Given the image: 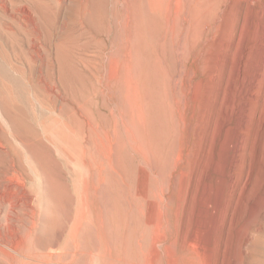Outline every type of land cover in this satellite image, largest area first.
Returning <instances> with one entry per match:
<instances>
[{"label": "rangeland", "instance_id": "1", "mask_svg": "<svg viewBox=\"0 0 264 264\" xmlns=\"http://www.w3.org/2000/svg\"><path fill=\"white\" fill-rule=\"evenodd\" d=\"M23 1L0 0V173L23 175L0 209L14 232L0 264H137L142 229L181 245L203 201L216 222L201 264H264V0H36V78L31 32L13 20ZM26 233L40 249L24 250Z\"/></svg>", "mask_w": 264, "mask_h": 264}, {"label": "bare ground", "instance_id": "2", "mask_svg": "<svg viewBox=\"0 0 264 264\" xmlns=\"http://www.w3.org/2000/svg\"><path fill=\"white\" fill-rule=\"evenodd\" d=\"M38 2H39V0H37ZM42 1V0H41ZM6 2H7V0H6ZM50 2H51V0H50ZM22 3H24V1L23 2H21L20 3V6H19V8H18V13H16V14H14L15 15V17L16 18H14V16H13V20L15 19V20H17V22H18V25L19 26H21V27H26V28H28L29 30H30V32H31V36H30V39H31V45L29 46V47H31V49L30 50H32L30 53H31V55H32V61H33V76L35 75V77L34 78H36V75H37V73H39L38 71H40V67H39V62H40V54H39V47H40V42H41V27H40V17H42V8L40 9V6L43 4V2H41L42 4L40 5L39 3H37L36 2V0H32L30 3H28V1H27V3L26 4H22ZM145 3H147V5H148V8H149V11H151V7H150V3H151V1L150 0H145ZM3 4H4V1H3ZM10 4L11 3H5L4 4V6H2V7H4L5 8V11L7 12V13H9V14H13L14 12H16V10H14L13 11V9L10 7ZM16 4V3H15ZM12 5V4H11ZM18 5V4H17ZM2 7H1V9H2ZM44 8V7H43ZM14 9H16V8H14ZM147 11H148V9H146ZM40 11H41V13H40ZM144 11V10H143ZM2 13V12H1ZM150 13L151 12H149V16H150ZM40 14H41V16H40ZM152 14V13H151ZM4 15V14H3ZM6 15H8V14H6ZM11 16V15H10ZM10 16H8L9 18H11ZM133 16V15H132ZM7 17V16H6ZM8 17H7V19H8ZM29 19H28V18ZM137 17H139V16H137ZM128 20V19H127ZM12 21V20H11ZM30 21V23L28 24V22ZM130 21V20H129ZM133 21V20H132ZM13 22V21H12ZM16 22V23H17ZM9 23V22H8ZM42 23V22H41ZM151 23V22H150ZM134 24V23H133ZM138 24V23H137ZM7 25V24H6ZM13 25H14V23H13ZM13 25H11L12 27H13ZM43 25V24H42ZM131 26V25H130ZM15 29H17L16 27H14ZM13 28V29H14ZM25 28V29H26ZM5 29H6V27H5ZM21 29V28H20ZM24 29V28H23ZM44 29V28H43ZM29 30H26V31H23L24 33V36H25V32H27V31H29ZM138 30V29H137ZM21 32V31H20ZM20 32H18V33H20ZM22 34V35H23ZM27 34H28V32H27ZM29 35V34H28ZM132 35V34H131ZM43 37V36H42ZM117 37H118V35H117ZM24 38V37H23ZM43 40V39H42ZM20 41H22V40H20ZM24 41V40H23ZM2 44V43H1ZM23 44V43H22ZM24 45V44H23ZM1 46V45H0ZM2 46H4V45H2ZM25 46V45H24ZM23 47V46H22ZM121 47V46H120ZM4 48V47H3ZM6 48V47H5ZM22 49V48H21ZM24 49V48H23ZM28 49V50H29ZM121 49V48H120ZM123 49V48H122ZM7 50V48L5 49V51ZM44 50V49H43ZM24 51H26V50H24ZM4 53V51H1V53ZM8 52V51H7ZM124 52V51H123ZM25 54V53H24ZM10 55V54H9ZM28 55V54H27ZM21 57V56H20ZM45 57V56H44ZM44 57L42 58V59H44ZM7 59V58H6ZM5 60V59H4ZM12 60V59H11ZM22 60V59H21ZM1 62V61H0ZM4 62H6V60L4 61ZM21 62V61H20ZM44 62V61H43ZM12 64V63H11ZM22 64V63H21ZM20 64V65H21ZM26 64V63H25ZM41 64V63H40ZM44 64V63H43ZM43 64H42V66H43ZM49 64V63H48ZM8 65V64H7ZM18 66V65H17ZM55 66V65H54ZM14 67V66H13ZM53 67V66H52ZM25 68V67H24ZM42 70V69H41ZM4 72V71H3ZM24 72V71H23ZM26 72V71H25ZM24 72V73H25ZM41 72V71H40ZM239 72V71H238ZM6 73V72H5ZM27 74V73H26ZM40 74V73H39ZM55 74V73H54ZM137 74V73H136ZM7 75V74H6ZM5 76V75H4ZM27 76V75H26ZM32 76V75H31ZM38 76H40V75H38ZM41 76H42V74H41ZM31 78V77H30ZM33 78V77H32ZM34 78H33V80H34ZM37 78H39V77H37ZM52 78V77H51ZM127 79H130V77H129V73H128V75H127ZM32 80V81H33ZM43 80H44V78H43ZM51 80V79H50ZM35 81V80H34ZM56 81V80H55ZM4 82V81H3ZM46 82V81H45ZM41 83V82H40ZM49 83H51V82H49ZM59 83V82H58ZM57 83V84H58ZM62 82H60V84H61ZM33 84V83H32ZM31 84V85H32ZM37 84V83H36ZM53 84V83H52ZM56 84V83H55ZM9 85H10V83H9ZM64 85V84H63ZM2 86V85H1ZM53 86V85H52ZM46 87V86H45ZM120 87V86H119ZM36 88V87H35ZM38 88V87H37ZM40 88V87H39ZM63 88V87H62ZM1 89V88H0ZM43 89V88H42ZM48 89V88H47ZM54 89V88H53ZM64 89V88H63ZM8 90V89H7ZM11 91V90H10ZM52 91H54V90H52ZM123 91V90H122ZM46 92H48V91H46ZM50 92H51V90H50ZM248 92V91H247ZM8 93V92H7ZM123 94V93H122ZM11 95V94H10ZM49 95V94H48ZM53 97V96H52ZM54 98V97H53ZM125 99H123V101H124ZM123 101H122V103H123ZM127 102V101H126ZM128 109V108H127ZM126 113V112H125ZM241 121V120H240ZM124 123V122H123ZM130 123H131V121H130ZM123 126H124V124H123ZM147 126V125H146ZM125 127V126H124ZM225 128V127H224ZM224 130V129H223ZM148 131V130H147ZM144 132H145V130H144ZM226 132H229V129L228 128H226ZM77 134V133H76ZM146 135V134H145ZM86 137V136H85ZM7 138V137H6ZM147 138V137H146ZM88 139V138H87ZM88 140H90V139H88ZM82 141V140H81ZM85 141H86V139H85ZM174 141V140H173ZM2 142V141H1ZM3 144V143H2ZM10 144V143H9ZM91 144V143H90ZM173 145V144H172ZM2 146V145H1ZM10 146V145H9ZM8 146V147H9ZM86 146L88 147V145H87V143H86ZM149 146V145H148ZM145 147V146H144ZM5 149V148H4ZM99 150V149H98ZM103 151V150H102ZM93 152V151H92ZM100 152V151H99ZM174 152V151H173ZM1 153V152H0ZM5 153V152H4ZM98 153V152H97ZM152 154V153H151ZM174 153H172V155H173ZM4 155V154H3ZM171 155V156H172ZM177 155V154H176ZM95 156V155H94ZM158 157V156H157ZM174 157V156H173ZM238 157V156H237ZM8 158V157H7ZM99 158H101V157H99ZM145 158V157H144ZM148 158V157H147ZM150 158V157H149ZM4 159V158H3ZM151 159V158H150ZM166 159V158H165ZM168 159V158H167ZM175 158H173V160H174ZM237 159V158H236ZM157 160V159H156ZM4 161V160H3ZM13 161V160H12ZM98 161V160H97ZM100 161H101V159H100ZM99 161V162H100ZM103 162V161H102ZM106 162V161H105ZM177 162V161H176ZM178 163V162H177ZM176 163V164H177ZM8 164V163H7ZM90 164V163H89ZM97 164V163H96ZM101 164V163H100ZM146 164V163H145ZM152 164V163H151ZM158 164V163H157ZM174 164V163H173ZM11 165V164H10ZM95 165V164H94ZM94 165H92V166H94ZM144 165V164H143ZM142 165V166H143ZM147 165H148V162H147ZM14 166V165H13ZM150 166V165H149ZM159 166V165H158ZM161 166V165H160ZM10 167V166H9ZM116 167V166H115ZM163 167V166H162ZM181 167H182V165H181ZM15 168V167H14ZM89 168V167H88ZM93 168V167H92ZM117 168V167H116ZM115 168V169H116ZM232 168V167H231ZM9 169L10 168H8V167H4L3 168V170L1 171V173H0V178H1V185H0V209H2L3 211H5V207L7 206V204H9V203H12V200H10V189H11V187L12 186H14V192H18L15 188H18V186H21V184L20 185H18L17 183L18 182H20L19 181V179H18V177L17 176H14L13 178L10 176V174H8V171H9ZM16 169V168H15ZM90 169V168H89ZM103 169V168H102ZM113 169H114V167H113ZM149 169V168H148ZM152 169V168H151ZM161 169V168H160ZM163 169V168H162ZM174 169V168H173ZM1 170V169H0ZM95 171V170H94ZM151 171V170H150ZM164 171V170H163ZM179 171V170H178ZM178 171H176L177 173H178ZM13 172V171H12ZM117 172H118V170H117ZM180 172V171H179ZM16 173V172H15ZM23 173H25V171L23 172ZM98 173V172H97ZM164 173V172H163ZM108 174V173H107ZM106 174V175H107ZM19 175V174H18ZM94 175L96 176V174L94 173ZM136 175V174H135ZM161 175V174H160ZM23 176V175H22ZM21 176V177H22ZM101 176H102V174H101ZM101 176L99 177L100 179H101ZM152 176V175H151ZM21 177H19V178H21ZM30 177V176H29ZM131 177V176H130ZM153 177H155V175H153ZM157 177V176H156ZM21 179H23V178H21ZM20 179V180H21ZM96 179V178H95ZM103 179H105V178H103ZM102 179V180H103ZM113 179H115L114 177H113ZM130 179V178H129ZM128 179V180H129ZM157 179H159V178H157ZM161 179V178H160ZM232 179V178H231ZM11 180H15L16 181V183H14V182H10ZM123 180V179H122ZM151 181V180H150ZM152 181H154V180H152ZM151 181V182H152ZM174 181H175V178H174ZM96 182V181H95ZM100 182H101V180H100ZM118 182V181H117ZM131 182V181H130ZM150 182V183H151ZM157 182V181H156ZM160 182V181H159ZM154 183V182H153ZM30 184V183H29ZM102 184V183H101ZM104 184V183H103ZM107 184V183H106ZM127 184V183H126ZM158 183H156V185H157ZM18 185V186H17ZM154 185H155V183H154ZM153 185V186H154ZM155 185V186H156ZM163 185H165V184H163ZM167 185V184H166ZM17 186V187H16ZM96 186V185H95ZM103 186V185H102ZM123 186V185H122ZM132 186V185H131ZM151 186V185H150ZM125 187V186H124ZM130 187V186H129ZM136 187V186H135ZM158 187H159V185H158ZM163 187H165V186H163ZM162 187V188H163ZM167 187V186H166ZM19 188H21V187H19ZM29 188V187H28ZM89 188V187H88ZM99 188V187H98ZM102 188V187H101ZM161 188V187H160ZM160 188L158 189V190H160ZM168 188V187H167ZM166 188V189H167ZM94 189V188H93ZM112 189V188H111ZM206 189H208V188H206ZM32 190V189H31ZM102 190H103V188H102ZM150 190V189H149ZM151 190H154L153 188H151ZM150 190V191H151ZM156 190V189H155ZM11 191H12V189H11ZM126 191V190H125ZM128 191H129V189H128ZM22 192V191H21ZM91 192V191H90ZM95 192V191H94ZM100 192H101V190H100ZM103 192H104V190H103ZM111 192V191H110ZM130 192V191H129ZM157 193H158V191H156ZM160 192H161V190H160ZM16 193H13V194H16ZM27 193V192H26ZM89 193V192H88ZM113 193V192H112ZM117 193H119V192H117ZM153 192H151V196L153 195L152 194ZM164 193V192H163ZM163 193H160V196L163 194ZM31 194H33V193H31ZM97 194V193H96ZM95 194V195H96ZM131 194V193H130ZM141 194V193H140ZM19 195H22V197H24L23 196V193L22 194H19ZM103 195V194H102ZM114 195V194H113ZM125 195V194H124ZM148 195H149V193H148ZM157 195V194H156ZM172 195V194H171ZM215 195V194H214ZM13 196H15V195H13ZM17 196H18V193H17ZM30 196V195H29ZM94 196V195H93ZM105 196V195H104ZM107 196H109V195H107ZM117 196V195H116ZM89 197V196H88ZM96 197V196H95ZM101 197V196H100ZM120 197V196H119ZM126 197V196H125ZM139 197V196H138ZM18 198H20V197H17V199ZM27 199H28V197H26ZM105 198V197H104ZM108 198V197H107ZM114 197L112 196V199H113ZM133 198V197H132ZM152 198H153V196H152ZM156 198V200H159V199H157V196L155 197ZM154 198V199H155ZM162 198V197H161ZM164 198V197H163ZM162 198V199H163ZM215 198V197H214ZM12 199H14L13 197H12ZM16 199V200H17ZM22 199V198H21ZM20 199V200H21ZM89 199V198H88ZM91 199V198H90ZM111 199V200H112ZM130 199V198H129ZM153 199V200H154ZM172 199V198H171ZM170 199V200H171ZM32 200V199H31ZM121 200V199H120ZM123 200V199H122ZM128 200V199H127ZM138 200V199H137ZM148 200V199H147ZM146 200V201H147ZM150 200V199H149ZM103 201H105V199H103ZM163 201H165L164 199L161 201V203L163 202ZM215 201V200H214ZM219 201V200H218ZM18 202H20V201H17V204H18ZM91 202V201H90ZM107 202V201H106ZM112 202V201H111ZM122 202V201H121ZM129 202V201H128ZM137 202V201H136ZM174 202V201H173ZM13 203H14V201H13ZM12 203V204H13ZM23 203V202H22ZM102 203V202H101ZM141 203V202H140ZM160 203V204H161ZM165 203V202H164ZM172 203V202H171ZM199 203V202H198ZM197 203V204H198ZM215 202H212V201H209V204L211 205V204H214ZM219 203V202H218ZM17 204H16V207H18L17 206ZM109 204V203H108ZM125 204V203H124ZM14 205V204H13ZM13 205H11L12 207H13ZM23 205V204H22ZM21 205V203H20V206H22ZM99 205H100V203H99ZM165 205V204H164ZM169 205V204H168ZM160 207H158V211H159V213L161 214V213H164L163 212V210L162 209H164V208H162V206H163V203H162V206L161 205H159ZM167 206V205H166ZM264 206V205H263ZM8 207V206H7ZM101 207V206H100ZM126 207V206H125ZM129 207V206H128ZM130 207H131V205H130ZM130 207H129V209H130ZM136 207H137V205H136ZM135 207V208H136ZM146 207V206H145ZM208 207H209V205H208V202L207 201H203V203H202V206H201V212H200V215L202 214V217H197L195 220H194V223L192 224L193 226H192V229H191V238H190V240L189 241H186L187 240V238H185V242H183V239H180V240H182V244L181 245H178V244H176L175 242H172L171 244V246H169V247H164L163 248V246H161V244H162V237L160 238V235H157V234H155L153 231L152 232H148V231H150V230H147V229H142V227H141V229H142V231H140V229H139V231H140V233H138L139 235H140V241H142L143 243H144V246H146V249L144 250L143 248H142V251L141 250H139L140 252H143L142 254V258H140L139 259V262L137 263V264H160L161 262L164 264H201V256H200V251H199V247H200V245L198 244V243H200L201 242V238L202 237H204V236H209V234H212L211 233V231H212V229H213V225L215 224V222H216V217H215V215L213 214V216H212V218L209 216V213H208ZM135 208H134V210H135ZM169 208V207H168ZM173 208V207H172ZM216 209V207L214 206L213 207V209ZM16 209V208H15ZM19 209V208H18ZM21 209V208H20ZM20 209H19V211H20ZM101 209V208H100ZM105 209V208H104ZM128 209V210H129ZM137 209V208H136ZM170 209V208H169ZM195 209H196V207H195ZM195 209H193V210H195ZM222 209V208H221ZM7 210H8V208H7ZM6 210V211H7ZM10 210V209H9ZM13 210V209H12ZM12 210H10L11 212H12ZM84 210V209H83ZM85 210H88L87 208H85ZM97 210V209H96ZM117 210V209H116ZM165 210L167 211V209L165 208ZM197 210V209H196ZM257 210V209H256ZM259 210H262V208L261 209H259ZM3 211H1V215H2V212ZM19 211L17 212V213H19ZM21 211H22V209H21ZM90 211V210H89ZM106 211H107V209H106ZM106 211H105V213H106ZM127 211V210H126ZM133 211V210H132ZM146 211H147V209H146ZM145 211V212H146ZM170 211V210H169ZM169 211H167L168 213H169ZM11 212H9V213H11ZM14 213H15V211H13ZM24 212V211H23ZM88 212V211H87ZM129 212H131V210L129 211ZM197 212V211H196ZM257 212V211H256ZM259 213H261L260 211H258ZM4 213V212H3ZM6 213V212H5ZM13 213V214H14ZM16 213V214H17ZM92 213V212H91ZM97 213V212H96ZM108 213V212H107ZM115 213V212H114ZM143 213H144V210H143ZM258 213V214H259ZM7 214V213H6ZM12 214V213H11ZM15 214V215H16ZM88 214V213H87ZM104 214V213H103ZM142 214V213H141ZM146 214V213H145ZM172 213L170 212V215H171ZM255 214V213H254ZM0 215V216H1ZM89 216H90V214H88ZM88 215H87V218H88ZM92 215V214H91ZM98 215V214H97ZM102 215V214H101ZM109 215V214H108ZM125 215V214H124ZM143 215V214H142ZM199 215V216H200ZM216 215H217V213H216ZM257 215V214H256ZM4 216V215H3ZM11 216V215H10ZM9 216V217H10ZM73 216V215H72ZM106 216V215H105ZM105 216H102V217H105ZM114 216V215H113ZM134 216V215H133ZM139 216H141V215H139ZM160 215L158 214V217H159ZM162 217H159V220L157 221L156 220V225H157V227L158 226H160V225H158L157 223H163L164 222V219H163V221L161 220L160 221V219L161 218H164V217H167L168 218V216H164L163 217V215H161ZM192 216H194V214L192 215ZM209 216V217H208ZM221 216V215H220ZM227 216V215H226ZM2 217V216H1ZM7 216H5V217H3V218H6ZM14 217V216H13ZM16 217V216H15ZM86 217V216H85ZM145 217H146V215H145ZM157 217V218H158ZM173 217V216H172ZM195 217V216H194ZM223 217H224V215H223ZM2 218V220L3 221H0V223H1V226H0V253L3 255V256H8V254L6 253L7 251V249H6V247L7 246H9V243L11 242L12 243V240L10 241V238H11V236H10V238H8V235H9V233L10 232H13V231H10L9 232V229H8V227H7V223H6V221L4 222V219ZM11 218V217H10ZM100 218V217H99ZM185 218V217H184ZM219 218V217H218ZM221 218H222V216H221ZM12 219V218H11ZM71 219V218H70ZM109 219V218H108ZM132 219V218H131ZM175 219V218H174ZM174 219H170V220H173V222H174ZM194 219V218H193ZM211 219V220H210ZM5 220H8V218L7 219H5ZM72 220V219H71ZM85 220V219H84ZM88 220H89V218H88ZM88 220H86L87 222H88ZM91 220V219H90ZM98 220H100V219H98ZM107 219H106V217H105V221H106ZM113 220V219H112ZM115 220V219H114ZM125 220V219H124ZM127 220V219H126ZM135 220H137V219H135ZM140 220V219H139ZM142 221H143V219H141ZM167 220V219H166ZM168 220H169V218H168ZM167 220V221H168ZM11 221V220H10ZM21 221V220H20ZM41 221V220H40ZM147 221V220H146ZM4 222V223H3ZM127 221H125V223H126ZM136 222V221H135ZM148 222V221H147ZM146 222V223H147ZM169 222V221H168ZM167 222V223H168ZM25 223V222H24ZM89 223V222H88ZM100 223V222H99ZM102 223V222H101ZM114 223V222H113ZM129 223V222H128ZM131 223H132V220H131ZM143 223H144V221H143ZM165 223V222H164ZM170 223V222H169ZM5 224V225H4ZM19 224V223H18ZM38 224H40V223H38ZM66 224V223H65ZM86 224V223H85ZM103 224H105V222H103ZM107 224V223H106ZM111 223H109V225H110ZM150 224H153V223H150ZM250 224H251V222H250ZM24 225V224H23ZM36 225V224H35ZM95 225H97V224H95ZM132 225V227H133V224H131ZM136 225V224H135ZM141 226H142V224H140ZM147 225V227L149 226L150 227V225L149 224H146ZM168 225V224H167ZM248 225V224H247ZM9 226V225H8ZM15 226V225H14ZM84 226V225H83ZM83 226H82V228H83ZM86 226V225H85ZM144 226V225H143ZM165 226V225H164ZM169 226V225H168ZM167 226V227H168ZM189 226V225H188ZM246 226V225H245ZM23 227V226H22ZM27 227V226H26ZM40 227V226H39ZM68 227V226H67ZM106 227V226H105ZM115 227V226H114ZM118 227V226H117ZM145 227V226H144ZM152 227H154V229H155V224H153L152 225ZM167 227L165 228V230L167 229ZM170 227V226H169ZM168 227V228H169ZM181 227V226H180ZM17 228V227H16ZM36 228V227H35ZM102 228V226L100 227V228H98V229H101ZM103 228H104V226H103ZM119 228V227H118ZM125 228H127V227H125ZM11 229H12V227H11ZM38 229V228H37ZM81 229V228H80ZM120 229V228H119ZM149 229V228H148ZM157 229V228H156ZM155 229V230H156ZM161 229V228H160ZM171 229H172V227H171ZM183 229V228H182ZM188 229V228H187ZM245 229H247V228H245ZM17 230V229H16ZM16 230H14V231H16ZM19 230V229H18ZM23 230V229H22ZM41 230V229H40ZM66 230V229H65ZM83 230H84V228H83ZM82 230V231H83ZM85 230H87L88 231V229H85ZM104 230V229H103ZM106 230V229H105ZM115 230V229H114ZM122 230V229H121ZM133 230V229H132ZM154 230V231H155ZM82 231H80V232H82ZM108 231V230H107ZM110 231H111V229H110ZM119 231V230H118ZM129 231V230H128ZM171 231V230H170ZM243 231H244V229H243ZM63 232V231H62ZM78 232V231H77ZM77 232H76V234L75 235H78L77 234ZM94 232V231H93ZM100 231H98V233H99ZM122 232V231H121ZM130 232V231H129ZM164 232V231H163ZM14 233V232H13ZM17 233V232H16ZM16 233H15V235H16ZM18 233H20V232H18ZM17 233V234H18ZM83 233H85L86 234V232H84L83 231ZM83 233H81V235L83 234ZM91 233V232H90ZM101 233H103V232H101ZM113 233V232H112ZM118 233V232H117ZM132 233V232H131ZM136 233H137V231H136ZM135 233V234H136ZM21 234V233H20ZM34 234H35V232H34ZM34 234L33 233H26V237H25V246L24 247H26V249H24V250H27V249H31V248H36V250H37V248H39L40 249V247H41V243L39 242V241H36V238L34 237ZM60 234H62V233H60ZM85 234H83V235H85ZM187 234V233H186ZM189 234V233H188ZM88 234H86V237L88 238V236H87ZM90 235V234H89ZM111 235V234H110ZM121 235V234H120ZM127 235H128V233H127ZM138 235V236H139ZM115 236H117V234H115ZM137 236V237H138ZM13 237H14V235H13ZM12 237V238H13ZM19 237V236H18ZM56 237V236H55ZM81 237H84V236H81ZM80 237V238H81ZM86 237H84V239L83 240H85L86 239ZM100 236L98 235V238H99ZM135 237V236H134ZM136 237V238H137ZM183 237H184V235H183ZM20 238V237H19ZM18 238V239H19ZM74 238V237H73ZM79 238V237H78ZM101 238V237H100ZM112 238V237H111ZM110 238V239H111ZM114 238V237H113ZM117 238V237H116ZM123 238V237H122ZM121 238V239H122ZM179 238V237H178ZM51 239H52V237H51ZM55 239V238H54ZM82 239V238H81ZM89 239V238H88ZM91 239V238H90ZM133 239V238H132ZM210 240H208V241H211V237L209 238ZM165 240V239H164ZM168 240V239H167ZM167 240H166V242H167ZM15 241V240H14ZM22 241V240H21ZM49 241V240H48ZM73 241V240H72ZM89 241V240H88ZM87 241V244L89 243ZM96 241V240H95ZM95 241H93L94 243H93V245L95 244ZM99 241V240H98ZM105 241V240H104ZM139 241V242H140ZM17 242V241H16ZM77 242V241H76ZM85 241H83V242H78V243H84ZM99 242H102V241H99ZM124 242V241H123ZM123 242H121V243H123ZM165 242V243H166ZM169 242V241H168ZM239 242V241H238ZM10 243V244H11ZM18 243V242H17ZM50 243V242H49ZM56 243V242H55ZM58 243V242H57ZM71 243V242H70ZM91 243V242H90ZM89 243V244H90ZM120 243V242H119ZM118 242H117V244H119ZM164 243V244H165ZM178 243H179V239H178ZM15 244V243H14ZM67 243H65V245H66ZM109 244V243H108ZM111 244V243H110ZM116 244V243H115ZM142 243H140V245H141ZM238 244V243H237ZM18 245V244H17ZM22 245V244H21ZM70 245V244H69ZM79 245H81V244H79ZM85 245V244H84ZM98 245H100V244H98ZM96 246L95 245V248H91V249H94V250H97V248L96 247H98V249L100 248L99 246ZM105 245V244H104ZM112 245V244H111ZM123 245V244H122ZM163 245V244H162ZM167 245V244H166ZM53 246V245H52ZM59 246V245H58ZM74 246H78V244L76 243V245H74ZM101 246V245H100ZM110 246V245H109ZM117 246V245H116ZM115 246V247H116ZM237 246H239V245H237ZM17 247V246H16ZM15 247V248H16ZM44 247V246H43ZM72 247V246H71ZM81 247H83V245L81 246ZM86 247H88V246H86ZM86 247L84 246L83 247V249L82 250H85L86 249ZM90 247V246H89ZM141 247H143V244H142V246ZM53 248V247H52ZM73 248V247H72ZM85 248V249H84ZM103 248H105V247H103ZM102 248V246H101V248L100 249H103ZM124 248V247H123ZM131 248V247H130ZM129 248V249H130ZM238 248V247H237ZM22 249H23V247H22ZM38 249V250H39ZM49 249V248H48ZM65 249V248H64ZM67 249V248H66ZM68 249H69V247H68ZM90 249V248H89ZM90 249V250H91ZM118 249V248H117ZM131 249H133V248H131ZM130 249V250H131ZM87 250V249H86ZM112 250V249H111ZM67 251V250H66ZM88 252H89V250H87ZM98 251V250H97ZM96 251V252H97ZM114 251H116V250H114ZM138 251V253H140ZM18 252H20V250L18 251ZM70 252H72V251H70ZM83 252V254H84V251H82ZM99 252H100V250H99ZM99 252H98V254H99ZM109 252H110V249H109ZM126 252H128V249L126 250ZM12 253V252H11ZM35 253V252H34ZM52 253V252H51ZM69 253V252H68ZM85 253H86V251H85ZM91 254V256H92V253H93V251L92 252H90ZM95 253V252H94ZM118 253V252H117ZM136 253V252H135ZM72 254V253H71ZM71 254H67V255H71ZM83 254H81L82 256H83ZM96 254V253H95ZM121 254V253H120ZM128 254L129 253H127V256H128ZM137 254V253H136ZM1 255V256H2ZM25 255L26 254H24V251H22L21 253H20V256H24L25 257ZM41 255V254H40ZM39 255V256H40ZM94 255V254H93ZM100 255V254H99ZM98 255V256H99ZM2 256V257H3ZM42 256V255H41ZM86 256H88V255H86ZM138 256H140V255H138ZM27 257V256H26ZM36 257V256H35ZM49 257V256H48ZM89 257V256H88ZM103 257V256H102ZM4 258V257H3ZM6 258V257H5ZM15 258V257H14ZM14 258H12L13 260H14V262H12V264H24V259H22L21 257H16L15 259ZM79 258V257H78ZM111 258H113V256L111 257ZM136 259H137V256L135 257ZM67 259V258H66ZM68 259L70 260L71 259V257L69 258L68 257ZM92 259V258H91ZM97 259V258H96ZM130 259V258H129ZM135 259V260H136ZM238 259V258H237ZM35 260H37V258L35 259ZM42 260V259H41ZM64 262H65V260L64 259H62ZM73 260V259H72ZM72 260H71V263L69 262V263H65V264H73L72 263ZM80 260V259H79ZM87 260H90V258L89 259H87ZM93 260V259H92ZM94 260H95V257H94ZM106 260V259H105ZM134 260V259H133ZM58 261V260H57ZM66 261H68V260H66ZM82 261V260H81ZM81 261H80V263H81ZM137 261H138V259H137ZM136 261V262H137ZM59 262H61V260L60 261H58V263ZM63 262V263H64ZM53 263H55V262H53ZM89 263V262H88ZM91 263V262H90ZM128 263H129V261H128ZM131 264H132V262H130ZM129 263V264H130ZM238 263V262H237ZM240 263V262H239ZM44 264V263H43ZM48 264H50V263H48ZM81 264H85V263H81ZM87 264V263H86ZM100 264V263H99ZM103 264H104V262H103Z\"/></svg>", "mask_w": 264, "mask_h": 264}]
</instances>
